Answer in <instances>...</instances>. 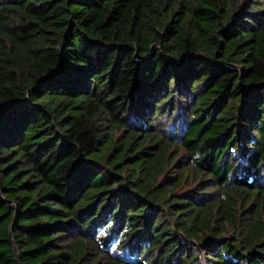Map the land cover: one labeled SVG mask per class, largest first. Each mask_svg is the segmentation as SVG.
Instances as JSON below:
<instances>
[{
	"label": "trees",
	"instance_id": "trees-1",
	"mask_svg": "<svg viewBox=\"0 0 264 264\" xmlns=\"http://www.w3.org/2000/svg\"><path fill=\"white\" fill-rule=\"evenodd\" d=\"M4 103L0 264H264V0H0Z\"/></svg>",
	"mask_w": 264,
	"mask_h": 264
},
{
	"label": "rangeland",
	"instance_id": "rangeland-1",
	"mask_svg": "<svg viewBox=\"0 0 264 264\" xmlns=\"http://www.w3.org/2000/svg\"><path fill=\"white\" fill-rule=\"evenodd\" d=\"M186 159V155H184V158H183V160H185ZM196 183L195 182H192V186H194Z\"/></svg>",
	"mask_w": 264,
	"mask_h": 264
},
{
	"label": "water",
	"instance_id": "water-1",
	"mask_svg": "<svg viewBox=\"0 0 264 264\" xmlns=\"http://www.w3.org/2000/svg\"><path fill=\"white\" fill-rule=\"evenodd\" d=\"M5 105H6L5 103H4V104H1V105H0V109H1L3 106H5Z\"/></svg>",
	"mask_w": 264,
	"mask_h": 264
}]
</instances>
